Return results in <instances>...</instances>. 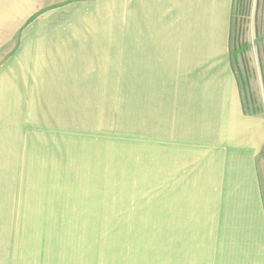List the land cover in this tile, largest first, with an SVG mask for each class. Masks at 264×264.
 Here are the masks:
<instances>
[{
    "label": "rangeland",
    "instance_id": "1",
    "mask_svg": "<svg viewBox=\"0 0 264 264\" xmlns=\"http://www.w3.org/2000/svg\"><path fill=\"white\" fill-rule=\"evenodd\" d=\"M127 7L0 0V264H188L159 227L187 120L168 93L204 91L217 32H126ZM229 32L246 110L264 116V0H233ZM257 164L264 188V149Z\"/></svg>",
    "mask_w": 264,
    "mask_h": 264
},
{
    "label": "crops",
    "instance_id": "2",
    "mask_svg": "<svg viewBox=\"0 0 264 264\" xmlns=\"http://www.w3.org/2000/svg\"><path fill=\"white\" fill-rule=\"evenodd\" d=\"M126 4V32H217L205 45L215 69L203 79L204 91L181 85L180 93H168L172 100L181 97L179 105L168 107L173 118L187 120L179 144L181 188L158 189L160 233L167 230L174 259L185 253L188 264H264V188L257 164L264 116L246 110L230 63L233 0ZM172 155L176 168V149Z\"/></svg>",
    "mask_w": 264,
    "mask_h": 264
},
{
    "label": "bare ground",
    "instance_id": "3",
    "mask_svg": "<svg viewBox=\"0 0 264 264\" xmlns=\"http://www.w3.org/2000/svg\"><path fill=\"white\" fill-rule=\"evenodd\" d=\"M141 22V21H140ZM137 29H139V28H137ZM142 32V31H141ZM134 39V38H133ZM143 40V39H142ZM141 40V41H142ZM133 41V40H132ZM131 43V42H130ZM134 45V44H133ZM130 46V45H129ZM159 46V45H158ZM123 48V47H122ZM129 48V47H128ZM135 48H137V47H135ZM130 49V48H129ZM121 50V49H120ZM120 50H119V53H120ZM170 50V49H169ZM107 51V50H106ZM131 51V50H130ZM141 51V50H140ZM158 51H159V48H158ZM167 51V50H166ZM150 52V51H149ZM163 52H164V50H163ZM136 53V52H135ZM139 53V52H138ZM171 53V52H170ZM116 54V53H115ZM152 54V53H151ZM154 54V53H153ZM168 54H169V52H168ZM127 55V54H126ZM129 55V54H128ZM155 55V54H154ZM107 56V55H106ZM152 56V55H151ZM161 56V55H160ZM171 56V55H170ZM108 57V56H107ZM128 57V56H127ZM133 57V56H132ZM156 57V56H155ZM119 58V57H118ZM130 58V57H129ZM170 58V57H169ZM168 58V59H169ZM126 59V58H125ZM167 59V58H166ZM108 60V59H107ZM161 60V59H160ZM165 60V59H164ZM170 60V59H169ZM136 61V60H135ZM140 61V60H139ZM113 62H114V60H113ZM137 62H138V60H137ZM169 62V61H168ZM124 63V62H123ZM156 63V62H155ZM154 63V64H155ZM157 64V63H156ZM131 65V64H130ZM135 66V65H134ZM124 67V66H123ZM135 68V67H134ZM121 69H123V68H121ZM140 70V69H139ZM136 71V70H135ZM120 76V75H119ZM4 81H5V79H4ZM126 81V80H125ZM6 82V81H5ZM126 84V83H125ZM124 84V85H125ZM5 86V85H4ZM8 88V87H7ZM117 89V88H116ZM109 90V89H108ZM3 91V90H2ZM88 92V91H87ZM87 92H86V94H87ZM13 93V92H12ZM1 94V93H0ZM5 94V93H4ZM85 98V97H84ZM83 98V99H84ZM120 99V98H119ZM51 100V99H50ZM81 100V99H80ZM92 100V99H91ZM94 101V100H93ZM119 101V100H118ZM91 105V104H90ZM12 106V105H11ZM78 106V105H77ZM87 106V105H86ZM89 106V105H88ZM87 108V107H86ZM84 110V109H83ZM109 118V117H108ZM82 121V120H81ZM94 123V122H93Z\"/></svg>",
    "mask_w": 264,
    "mask_h": 264
}]
</instances>
